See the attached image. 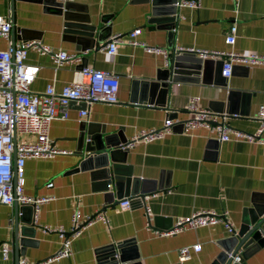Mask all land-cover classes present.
Here are the masks:
<instances>
[{
	"label": "crops",
	"instance_id": "crops-1",
	"mask_svg": "<svg viewBox=\"0 0 264 264\" xmlns=\"http://www.w3.org/2000/svg\"><path fill=\"white\" fill-rule=\"evenodd\" d=\"M67 1L83 6L92 21H107L108 30L101 43L88 47L87 39L65 30L62 17L53 13L52 6L36 0L13 3L0 0V15L9 16L15 27L29 29L33 34L28 42L41 41L77 54L76 59L55 69L49 54L29 49L26 61L39 65L31 89L41 91L50 82L59 88L72 80L77 70L92 66L118 75L119 100L89 105L71 102L66 107V116L54 117L48 130L56 147L71 152L25 159L24 192L51 198L33 208L36 244L22 247L19 259L38 262L54 255L60 247V237L43 227L63 225L69 229L72 213L78 209L82 218L102 210L107 221L93 220L86 224L71 238V254L46 264H113L105 263L108 257L101 258V254L106 251L101 253L98 249L126 239L133 240L129 252L137 251L140 264H211L222 249L220 240L232 234L223 221L171 234L161 235L156 230L169 228L177 216L198 209L228 210L230 219L239 228L246 209L264 195V144L236 138L233 133L253 132L259 125L256 114L264 103V64L235 61L230 76L223 75L220 67L217 69L213 64L210 75L200 72L170 81L167 93L151 100L141 95L142 83L155 80L157 71L166 67L162 49L168 50L169 59L178 52L176 47L264 53V0H200L198 9L179 8L171 35L166 26L152 18L150 4L140 0ZM235 23L237 40L229 45L226 36ZM136 28L141 32L135 39L145 46L128 43V33ZM116 34H120L121 41L116 53L111 54L105 46ZM22 37L18 32L14 39L11 35L10 40L0 38V49L25 43ZM222 81L225 85L219 84ZM229 89L241 91L247 99V105H240L229 119L232 133L229 140H220L203 126L184 130L180 122H175L163 137L138 139L128 146L125 163L131 166L133 175L161 186L144 199L123 195L121 198H131L129 207H121L120 198L101 189V181L93 179L89 170L68 172L81 160L78 152L82 141L85 144L83 131L85 134L87 129L104 131L130 140L142 129L160 127L168 115L179 120L191 117L186 110L191 96H199V105L203 107L220 110L219 100ZM85 107L87 114L80 115V109ZM15 137L18 142L32 136L16 133ZM48 181L52 185L48 186ZM145 206L150 208V226L146 224ZM13 216L14 204L0 202V244L7 242L11 248L7 258L0 253V264H15ZM196 243L200 249H191L190 258L180 261L178 249ZM246 262L264 264V247Z\"/></svg>",
	"mask_w": 264,
	"mask_h": 264
},
{
	"label": "built area",
	"instance_id": "built-area-1",
	"mask_svg": "<svg viewBox=\"0 0 264 264\" xmlns=\"http://www.w3.org/2000/svg\"><path fill=\"white\" fill-rule=\"evenodd\" d=\"M176 5L178 8L198 9L200 0H178ZM11 29L10 17L0 15V38L10 40ZM237 30L236 23L230 27V31L226 36L227 44L234 45L236 43ZM140 32V28L130 31L128 33V43L134 46H145L144 43L135 39ZM120 41V34L113 35L105 46V50L111 54L116 53ZM146 48L148 50L153 49L151 47ZM29 49L49 54L55 69L67 61L76 59L77 54L68 52L65 49L51 47L41 41L25 42L19 45H10L7 49H0V202L4 204H12L14 201L32 203L37 208L38 204L49 200L51 196H33L24 192L25 159L30 156L51 157L58 153L71 152V150L58 148L53 144L48 135L51 120L56 116L65 117L66 107L73 101L83 102L85 105L98 101L117 102L119 100V78L115 72L110 70L83 66L75 72L72 80L64 83L61 87L57 88L54 82H50L43 90L35 92L31 89V84L39 70V65L26 61ZM175 50L194 51L204 58H224L222 73L225 76L232 74L235 61L246 64H264V53L258 52L240 53L233 49L194 47H176ZM161 51L165 56V64L167 65L169 61L168 50L162 49ZM198 101L199 96L197 95L189 98L186 110L191 112V117L179 120L168 115L160 127L140 130L123 146L128 147L138 139L150 141L161 138L172 129L175 122H180L184 130L203 126L216 133L220 140H229L232 137L229 119L235 114L226 110L219 111L210 107H203L199 105ZM87 112L86 107L79 111L80 115H86ZM256 118L259 125L255 131L234 130V136L264 144V103L259 105ZM16 133L32 137L17 142ZM47 185H52V182L48 181ZM130 202V197L119 200V204L123 208L129 207ZM145 207L148 214L146 224L150 226V208ZM93 220L106 222L107 218L102 210H97L94 214L82 218L80 211L75 209L71 216L69 229H66L63 225L44 226V230L58 233L61 244L57 252L38 262H29L26 258H20L18 264H46L51 260L69 256L71 254V238L78 235L81 229ZM219 221H223L228 230L235 233L236 227L229 217L228 210L217 211L213 209H198L190 214L177 216L171 227L158 229L156 232L161 235L177 233L185 228L214 224ZM191 249L199 250L200 244L181 246L178 249L179 260L183 261L190 258ZM10 250V245L7 242L0 244V253L3 258L9 256Z\"/></svg>",
	"mask_w": 264,
	"mask_h": 264
},
{
	"label": "water",
	"instance_id": "water-1",
	"mask_svg": "<svg viewBox=\"0 0 264 264\" xmlns=\"http://www.w3.org/2000/svg\"><path fill=\"white\" fill-rule=\"evenodd\" d=\"M36 1L52 6L53 13L62 17L65 30L70 31L79 38L87 39L88 47H92L96 42L101 43L103 41L105 32L108 30V24L105 19H101L100 23L92 21L87 15L85 8L74 2L59 0ZM177 1L140 0L142 3L150 4L152 18L166 26L170 30V35L175 28L179 14V8L176 5ZM11 2L13 3L14 0H11ZM11 20L13 23V19ZM18 32L22 34L23 42H28L33 38V34H31L29 29H20L12 24V39ZM213 64H215L217 69L220 67L222 70L224 58H204L194 51H178L173 55L172 59H169L166 67L157 71L155 80H146L142 83L141 95L150 100L158 94L164 95L167 93L170 81H176L200 72L203 75H210ZM225 78L223 77V79ZM219 84L225 85L223 81L219 82ZM245 96L239 90L229 89L227 95L222 100H219V111L226 109L229 113L236 114L240 105H243V107L247 105ZM84 129V126H82V131ZM103 132L98 130L93 132L87 129L85 134L83 131L85 144L82 141L78 152L81 160L76 167L68 170V172L89 170L93 179L101 181V189L109 195L114 194L118 199H121L123 195L144 199L145 195L161 187L155 184V181L133 175L131 166L125 163L128 147L123 145L128 141L126 138L121 136L117 138L113 133L105 134ZM13 204L14 216L11 235L15 252V264H18L19 253L23 252L22 247L36 244L34 237L37 232V226L33 218L34 204L21 203L20 205L18 201H14ZM132 242V239L112 242L100 247L98 252L106 251L101 254V258L108 257L105 263L140 264L137 251L129 252L131 250L129 245ZM220 244L222 249L211 264H247L246 260L261 247H264V195L256 198L252 208L246 209L243 222L239 228H236L235 233L220 240Z\"/></svg>",
	"mask_w": 264,
	"mask_h": 264
}]
</instances>
